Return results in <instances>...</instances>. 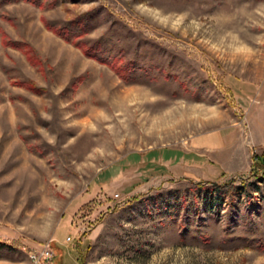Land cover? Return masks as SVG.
Listing matches in <instances>:
<instances>
[{
    "label": "rangeland",
    "instance_id": "obj_1",
    "mask_svg": "<svg viewBox=\"0 0 264 264\" xmlns=\"http://www.w3.org/2000/svg\"><path fill=\"white\" fill-rule=\"evenodd\" d=\"M41 1L0 0V264H264V0ZM92 10L114 67L46 23Z\"/></svg>",
    "mask_w": 264,
    "mask_h": 264
},
{
    "label": "trees",
    "instance_id": "obj_2",
    "mask_svg": "<svg viewBox=\"0 0 264 264\" xmlns=\"http://www.w3.org/2000/svg\"><path fill=\"white\" fill-rule=\"evenodd\" d=\"M7 1H20V0H7ZM28 1H32L35 4H39V6H43V3L41 0H28ZM57 1L58 0H53L54 2L53 4H55ZM95 17H96V14L94 10H92V11L85 12L81 15H78L75 18L69 20L68 22L60 26H56L49 21H47L46 23H47L48 28H51L56 34L64 37V39H66L69 42H73L78 47H83L84 52L87 56L95 58L102 63H106L114 67L116 64L112 63L110 59H103L99 55V51L101 50V46H102L101 45L102 42L100 40L95 41L91 43L90 45H86V46L82 44L80 40H76V37L83 35L84 33H87L89 32V30L92 29L91 25ZM133 65L134 64L132 62H128L126 64H123L117 67V70L122 78H124L125 80L130 79V73L134 67ZM261 165L263 164L261 163ZM83 237H84L83 234H79L75 238V244H76L75 248L79 253H80V250L78 247H82L85 250L83 246L84 243H82ZM2 244H5V243L0 239V245ZM51 246L53 250L55 251L54 264H59V261H57L56 258L57 259L60 258L61 254L63 257H65L66 251L57 243L52 242ZM260 248L264 249V244H261ZM60 264H63V262H60Z\"/></svg>",
    "mask_w": 264,
    "mask_h": 264
},
{
    "label": "crops",
    "instance_id": "obj_3",
    "mask_svg": "<svg viewBox=\"0 0 264 264\" xmlns=\"http://www.w3.org/2000/svg\"><path fill=\"white\" fill-rule=\"evenodd\" d=\"M227 145L230 146L229 141L226 136H224L222 133H210L208 135H202L200 137H197L195 142H194V147L192 150H187L182 153V157L180 158V161L177 163V165L184 166L185 168V173L189 175H197L195 173L196 170H192L190 168H194V166L189 165V164H198L197 162L204 161L205 157L207 158L206 160H214L215 158L217 159H222L220 158L219 155H221V151H224L225 147ZM228 151V150H227ZM234 150H231L233 152ZM178 153L175 151L171 150H165L162 152H150L148 156L151 158L153 157L154 160H158L159 162L162 161V158L165 157V162H174V159L177 157ZM232 155V153H230ZM204 159V160H201ZM142 161H145V158L142 159ZM193 162V163H192ZM188 166H186V165ZM179 167V166H178ZM220 169H224L222 166ZM225 170V169H224ZM211 173L214 174V176H218L220 174L218 169H211ZM217 174V175H216ZM200 177V176H196Z\"/></svg>",
    "mask_w": 264,
    "mask_h": 264
},
{
    "label": "built area",
    "instance_id": "obj_4",
    "mask_svg": "<svg viewBox=\"0 0 264 264\" xmlns=\"http://www.w3.org/2000/svg\"><path fill=\"white\" fill-rule=\"evenodd\" d=\"M32 254L36 255L38 264H54L53 257L54 252L49 245L45 246L43 249H33Z\"/></svg>",
    "mask_w": 264,
    "mask_h": 264
},
{
    "label": "bare ground",
    "instance_id": "obj_5",
    "mask_svg": "<svg viewBox=\"0 0 264 264\" xmlns=\"http://www.w3.org/2000/svg\"><path fill=\"white\" fill-rule=\"evenodd\" d=\"M32 259H33V261H34L35 264H38V261H37V259H36V255L33 254V255H32Z\"/></svg>",
    "mask_w": 264,
    "mask_h": 264
}]
</instances>
